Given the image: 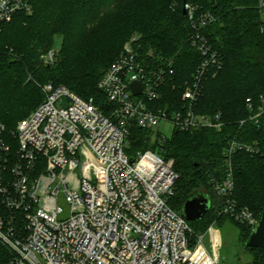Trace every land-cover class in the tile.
<instances>
[{"label":"built area","instance_id":"2783aa9c","mask_svg":"<svg viewBox=\"0 0 264 264\" xmlns=\"http://www.w3.org/2000/svg\"><path fill=\"white\" fill-rule=\"evenodd\" d=\"M256 9L264 36V0H257ZM30 10L26 0H0V33L16 13ZM183 10L192 27L189 42L202 61L183 85L178 108L159 104L163 89L177 87L173 62L147 65L135 49L139 37L133 36L98 83L106 109L95 98L82 99L50 83L43 88L44 102L19 122L13 134L17 147L0 138V192L12 212L0 218V244L11 254L10 264H226L213 229L209 250L205 236L196 235L170 207L179 175L174 160L163 157L168 138L161 125L169 124L173 132H221L225 126L221 114L197 110L205 82L223 66L205 34L216 18L191 4ZM44 57L50 66L58 51ZM133 83L140 84V94H134ZM246 106L249 116L241 127L261 125L264 94L248 98ZM134 127L161 145L160 152L126 153ZM239 151L260 153V143L230 141L223 153L228 169L213 188L222 202L220 214L253 231L259 219L233 199L232 159ZM61 196L70 206L65 220Z\"/></svg>","mask_w":264,"mask_h":264},{"label":"trees","instance_id":"16d2710c","mask_svg":"<svg viewBox=\"0 0 264 264\" xmlns=\"http://www.w3.org/2000/svg\"><path fill=\"white\" fill-rule=\"evenodd\" d=\"M30 11L15 14L0 33V138L17 147L13 134L18 123L45 100L44 86L65 87L82 99L105 96L98 83L123 52L133 36L135 49L147 65L173 62L176 89L162 90L166 102L175 108L182 103V88L192 80L202 61L189 38L192 27L184 5L202 7L214 14L216 22L205 34L223 62L215 77L209 78L197 110L201 114H221V132L199 129L175 130L161 150L174 160L179 175L170 207L182 212L185 203L199 192L211 200V208L201 220L189 222L196 235L207 222L221 219L222 202L213 188L228 169L224 150L232 140L259 142L261 152H237L232 159L235 182L233 199L260 219L264 211V118L261 125L240 122L248 116L246 100L264 94V36L260 32L257 0H26ZM61 38L60 45L56 40ZM60 48L56 63L44 65L42 54ZM173 106V107H174ZM130 153L136 150L159 153L147 132L132 129ZM12 214L0 192V218ZM182 214V213H181ZM231 218V217H230ZM235 221L233 218H231ZM211 222V223H212ZM243 240L252 229L235 221ZM252 264H264V248H250ZM11 254L0 244V264H10Z\"/></svg>","mask_w":264,"mask_h":264},{"label":"rangeland","instance_id":"374dc122","mask_svg":"<svg viewBox=\"0 0 264 264\" xmlns=\"http://www.w3.org/2000/svg\"><path fill=\"white\" fill-rule=\"evenodd\" d=\"M195 6L200 9L202 8L197 5ZM56 42H57V45H60L61 38H58ZM53 49L58 51V55H59L60 48L55 47ZM49 51L43 53L41 56L44 65H46L44 56H46ZM99 104L102 108H105V109L107 108V105L104 100L101 101ZM161 128H162V132L166 135V137L170 139L173 134V127H171L169 124H163L161 125ZM129 142L132 144L133 140L130 139ZM132 147L133 146L131 145L127 147L125 150L126 153H128L130 156H132L131 155L132 153H130L129 149ZM134 153L136 155L138 153V150H136ZM78 173L80 175V172ZM60 203L65 211V213L61 216L60 219L61 220L68 219L70 217V206L66 202L63 196H61ZM211 222L212 221H210L209 224L207 222V226H206L207 229L202 233L205 236L204 238L205 246L209 250H211V236H212L211 229H213V232L216 233V237L218 241L217 244L219 247L218 251H219V256H220L221 261H223L226 264L228 263L230 264H252L253 263L252 251L250 250L249 247H247L245 241L243 240L241 229L236 225L235 221H233L229 216L224 215V217H222L221 219L217 218L212 223Z\"/></svg>","mask_w":264,"mask_h":264},{"label":"water","instance_id":"95a60500","mask_svg":"<svg viewBox=\"0 0 264 264\" xmlns=\"http://www.w3.org/2000/svg\"><path fill=\"white\" fill-rule=\"evenodd\" d=\"M184 14L187 12L184 10ZM135 95L141 93V86L139 83H133L131 85ZM211 208V200L204 193L194 194L184 205L182 209V215L189 222H195L201 220L202 217ZM249 248H264V211L261 218L256 225V228L252 231L248 241L246 242Z\"/></svg>","mask_w":264,"mask_h":264}]
</instances>
